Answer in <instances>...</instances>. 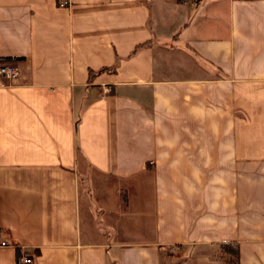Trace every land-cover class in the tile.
<instances>
[{
  "label": "crops",
  "instance_id": "crops-1",
  "mask_svg": "<svg viewBox=\"0 0 264 264\" xmlns=\"http://www.w3.org/2000/svg\"><path fill=\"white\" fill-rule=\"evenodd\" d=\"M0 0V264H264V0Z\"/></svg>",
  "mask_w": 264,
  "mask_h": 264
},
{
  "label": "built area",
  "instance_id": "built-area-1",
  "mask_svg": "<svg viewBox=\"0 0 264 264\" xmlns=\"http://www.w3.org/2000/svg\"><path fill=\"white\" fill-rule=\"evenodd\" d=\"M67 4V1H61L59 3V6H65ZM17 76L16 69L7 63H0V77H2L5 80H13ZM1 245L8 244L6 241L0 242ZM32 260L29 255H26L24 253L20 254L16 258V264H31Z\"/></svg>",
  "mask_w": 264,
  "mask_h": 264
},
{
  "label": "trees",
  "instance_id": "trees-1",
  "mask_svg": "<svg viewBox=\"0 0 264 264\" xmlns=\"http://www.w3.org/2000/svg\"><path fill=\"white\" fill-rule=\"evenodd\" d=\"M9 58H0V63H5ZM222 253L225 264H237V247L234 244L222 243Z\"/></svg>",
  "mask_w": 264,
  "mask_h": 264
}]
</instances>
